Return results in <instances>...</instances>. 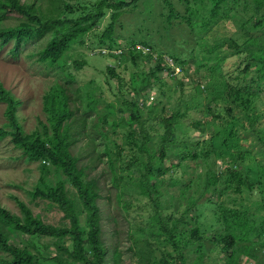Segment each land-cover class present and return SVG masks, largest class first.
Masks as SVG:
<instances>
[{
	"label": "rangeland",
	"instance_id": "374dc122",
	"mask_svg": "<svg viewBox=\"0 0 264 264\" xmlns=\"http://www.w3.org/2000/svg\"><path fill=\"white\" fill-rule=\"evenodd\" d=\"M152 1L154 5L151 14L142 12V0L120 11L113 20V29L108 35L111 11L106 10V14L100 18L96 26L71 41L66 58L60 63L62 68L46 69L37 61L36 55L31 57L24 51L19 58L12 59L7 50L0 49V81L22 101L18 109V118L26 132L39 128L40 122H46L43 98L54 82H60L70 92L71 105L75 112L73 125L85 111L86 99L83 95L86 91L89 90L95 96L97 102L88 110L89 121L86 130L88 136L95 140L88 148L92 160L89 159L87 150L80 149L79 146L85 143L86 136L74 148V153L80 155V164L85 165L87 171L91 176H95L99 183L101 239L108 249L107 264H114L112 260L114 246L121 252L117 264H228L232 247L227 244V238L232 236V232L227 229L228 224L221 215L223 208L246 218L241 229L237 225L232 226L235 235L232 240L233 248L240 250L243 248L249 253L246 255L238 251L241 258L236 257V253L232 257L235 264H264V185L260 183L261 175L251 169L257 164L263 166L264 117L252 127L235 107L232 109V116L229 117L237 118L238 123H226L220 119L223 108L214 102L215 94L195 89V82H200L198 78L200 74L194 73V64L196 60H202L203 51H200V46L204 41L195 35L187 17H182L186 14L184 1L170 0L171 11L164 0ZM192 7L203 14H208L211 4L209 0H192ZM16 17H18L16 13H11L6 23L14 24ZM246 27L251 31L257 30L252 23ZM222 28L227 36L238 43L247 36L245 28L244 33H232L230 24ZM132 39L149 42L159 50L171 49L177 54L182 53L183 59L190 66L189 74L192 79L191 76L187 77V83L183 85L176 83L183 74L171 75L169 71L174 67L164 60H172L175 65L173 58L167 52H154L144 42H136L132 46L142 56L136 59L135 64L129 59H115L114 55L121 49L128 48L127 41ZM38 44L40 43L37 42L35 47L28 49L34 51ZM137 46L150 48L151 51L143 52ZM105 47L115 48L112 50L116 53ZM149 56L151 59L161 60L165 70L157 71V74L151 77L157 92L150 91L149 96L146 95V99H143L144 103L150 101V96L152 98L154 96V100L152 99L149 104H155V99L162 94V103L169 100L167 106H170L171 111L177 110L186 114L181 120L182 132L178 135L179 139L166 144L167 156L164 158V165L169 168V172L164 175V181L157 183L158 192L155 195L160 198L161 208L155 203L154 193L140 192L137 185L131 183L141 175L135 176L133 173L134 177L131 178L129 185L125 177L136 170L137 160L149 161V154H152L159 141V135H154L155 137L147 142L144 151L130 144L128 131H132L136 137L143 131L148 134L154 123L152 117L159 119L161 116L144 118L135 109L133 111L139 120L126 121L125 118L130 117V111L123 104L124 97L132 99L134 88L148 73ZM245 64L246 60L243 57L227 54L219 65V71L223 72L235 87L238 82L244 83L248 80H237L243 75ZM106 66L115 68L118 77H112ZM252 91L258 92V89ZM262 93L264 89L259 95ZM138 98L141 104L143 101L140 96ZM4 109L5 104L0 103V124L6 122ZM110 112L113 114H109ZM255 112L264 115V95L256 103ZM206 113L208 119H205ZM102 114H109L105 115L108 124L103 122L100 124ZM196 121L201 124L198 128H193L192 124ZM215 123L219 130L214 134L207 127ZM100 127L109 138H104ZM174 136L175 134H172L170 139ZM209 140L213 146L208 147L206 141L210 142ZM106 144L112 147L111 154L104 150ZM117 144L120 148L119 153ZM205 147L211 149L207 150ZM194 151L198 156L193 155ZM239 152L247 155L244 161L240 162L233 157ZM109 156L114 163L113 167L110 166ZM129 159L136 161L134 166L128 164ZM83 161H87L88 165ZM229 165L241 170L243 177L248 168L249 181L252 183L250 189L240 186L241 189L238 190L237 184L223 185L218 181L217 176L227 172ZM213 174L214 177H210ZM40 176L41 166L38 161H29L21 154V150L13 146L8 137L0 140L1 204L11 212L20 214L14 199L16 196L27 203L34 213L40 214L45 222L59 224L63 212L40 199L32 200L29 194ZM208 180L210 183L205 186ZM196 227L197 236H191L190 231ZM171 230L173 233L169 232ZM27 239L48 257L55 254L60 257L66 256L47 236H27ZM64 240H60L59 243H63ZM64 244L68 245L69 242ZM45 245L48 246L47 249H44ZM43 263L53 264L50 261Z\"/></svg>",
	"mask_w": 264,
	"mask_h": 264
},
{
	"label": "trees",
	"instance_id": "16d2710c",
	"mask_svg": "<svg viewBox=\"0 0 264 264\" xmlns=\"http://www.w3.org/2000/svg\"><path fill=\"white\" fill-rule=\"evenodd\" d=\"M138 1L0 0V49L7 50L12 59L19 58L21 52L24 51V53L28 52L31 57L36 55L37 61L43 64L46 69L62 68L60 63L65 60L71 41L96 26L100 18L106 14V10L111 11V23L108 24L107 28L108 35L113 29V20L116 19L120 11ZM183 1L186 14L182 17H187L195 35L204 41L202 47L200 46V51H203L202 60H196L194 64V73L200 74L198 77L200 82H195V89L211 91L215 94L214 102L220 104V107L223 108V114L220 116L222 121L226 123L234 122L233 124L238 123L237 118L229 117L232 116V109L236 107L241 111L242 116L249 122L250 126L254 127L262 120L260 118L264 117V115L261 116V114L255 112L256 103L264 95V93L259 95L264 89V0H209L211 8L208 14L195 10L192 7V0ZM164 2L171 11V1L164 0ZM153 5L152 0H142V12L151 14ZM11 13H16L18 17H16L14 24L9 25L6 20L10 18ZM249 23H252V26L257 30H249L246 27ZM228 24L232 26V30L230 29L232 33H244L245 28L246 38L238 43L227 36L222 27ZM37 42L40 44H38L36 50L31 51V49H28L35 47ZM136 42H144L154 52H167L180 67L175 76L183 74L182 78L176 83L180 85L187 83V77L191 76L189 74L190 66L183 59L182 53L177 54L171 49L167 51L159 50L158 47L149 42L132 39L127 41L128 48H118L121 50L114 55V58L116 57L117 60L129 59L135 64L136 59L142 57L132 47ZM227 54H237L246 60L243 75L240 78L238 77L237 80L243 79L244 81V79H248L247 82H238L237 86L233 87L231 80L219 71V65ZM148 61V73L144 75V79L141 80L140 84L134 88L132 99L128 100L125 97L123 99L124 106L130 111V117L125 118V120H139V117L133 111L135 109L144 118L161 116L159 119L152 117L154 123L150 127L151 132H148V134L143 131L136 137L132 131L127 132L130 144L138 147L140 151H144L147 142L152 140L155 137L154 135H159V141L156 144L157 147L155 145L152 154H149V161L138 162L137 160L136 170L125 175V177H127V184L129 185L134 175H141L137 180L132 179L131 183L137 185L140 192H147V194L152 192L155 197L158 192L157 183L164 181V175L169 172V168L164 165V158L167 156L166 144L174 143L179 139L178 135L179 133L181 135L182 132L181 120L186 114L177 110L171 111L170 106H167L169 100L162 103V94H159L158 98L155 99V104H149L152 99L154 100V96L153 98L150 96V101L144 103L143 99H146V95L149 96L150 91L157 92L151 77L157 74V71L165 70V65L161 60L151 59L150 57ZM106 69L112 77H118L115 68L106 66ZM252 86H255L254 89ZM257 89L258 92L252 91ZM83 96L86 99L84 102L85 111L76 119L77 122L73 125L72 119L75 112L71 105L70 92L60 82H54L43 98L46 122H40L39 128L26 132L18 118V109L22 101L9 89L5 88L0 81V103L5 104L4 115L6 118V122L0 124V140L8 137L13 146L21 150L24 157L28 158L29 161L39 162L41 176L29 192L32 200L40 199L63 212L60 223L53 224L45 222L40 214L34 213L27 203L16 196H14V199L20 209V214L11 212L0 202V264H44L43 262L48 261L53 262V264H107L108 249L101 239L102 215L98 203L101 196L99 183L97 178L91 176L87 171L86 166L80 164V155L74 153V148L79 145L85 136L87 137L85 143L79 146L80 149L87 150L86 153H90L88 148L95 141L94 138L88 136L86 130L89 121L88 110L94 107L97 100L89 90ZM139 96L143 101L141 104ZM207 110H209V107ZM118 111L122 112L120 109ZM109 114L100 115V124L101 122L104 124L109 123L106 120ZM205 119H208L207 113ZM113 122L115 123V120ZM200 124L199 121H196L192 126L198 128ZM216 125L217 123L208 126L207 129L215 134L219 130ZM99 130L104 138H109V135L101 127ZM172 134H175V136L170 139ZM113 143L115 142L113 141ZM206 143L208 147L209 145L213 146L211 141H206ZM116 146L117 153H119V145ZM205 148L207 150L211 149ZM104 150L108 154L113 152L109 144H106ZM193 155L198 156L196 151ZM246 156L243 152H239L233 157L241 162L245 160ZM89 159L92 160L91 155ZM108 160H110V156ZM262 161L263 166L257 164L254 168H250L261 175L260 183L264 185V158ZM85 162L87 163V161H83V163ZM134 163H136L134 159H129L128 164L134 166ZM110 166H114L112 160H110ZM234 167L229 165L227 172L217 176L218 181L223 185L237 184L236 188L238 190L241 189L240 186L250 189L252 183L249 181L248 168H246L243 177L242 171L237 168L234 169ZM210 177H214V174ZM171 183H173L172 180ZM209 183L210 180L205 182V186ZM155 198L156 205L161 208L159 205L160 198ZM223 210L221 215L228 224L227 229L232 232V236L230 235L227 238L228 241L226 240L227 244L232 247L228 264H235L232 257L236 253V257H238V251L246 255L249 253L245 252L246 249L243 248L241 250L233 248L232 240H234L235 235L232 226L237 225L241 229L246 222V218L236 212H229L224 208ZM169 219L171 220V217ZM172 230L169 232H172ZM197 230V227L193 231L191 230V236H197ZM27 236H47L51 238L58 249L62 250L66 256L60 257L55 254L48 257L44 255L34 243L27 239ZM174 237L175 235L172 236L173 241ZM62 239H65L63 243H59ZM66 242H69V244L65 245ZM47 248L48 246L45 245L44 249ZM120 255L121 252H119L117 246H114L112 251L114 264H117ZM239 257L241 258V256Z\"/></svg>",
	"mask_w": 264,
	"mask_h": 264
},
{
	"label": "built area",
	"instance_id": "2783aa9c",
	"mask_svg": "<svg viewBox=\"0 0 264 264\" xmlns=\"http://www.w3.org/2000/svg\"><path fill=\"white\" fill-rule=\"evenodd\" d=\"M137 48H138V49H142L143 52H147V51L150 52V51H151L150 48L143 47V46H137ZM154 56L156 57V54H154ZM164 60H165L167 63H169L170 65H173V67H174V69H175V72H176V69H178L177 72H179L180 68H179L178 66L174 65L173 62H172V60H171V61L166 60V59H164Z\"/></svg>",
	"mask_w": 264,
	"mask_h": 264
},
{
	"label": "clouds",
	"instance_id": "9594fccd",
	"mask_svg": "<svg viewBox=\"0 0 264 264\" xmlns=\"http://www.w3.org/2000/svg\"><path fill=\"white\" fill-rule=\"evenodd\" d=\"M112 53H116L115 51L112 50ZM178 66L177 64H175ZM179 67V66H178ZM180 68V67H179ZM171 75L175 76L178 72H175V69L173 68L172 70L169 71Z\"/></svg>",
	"mask_w": 264,
	"mask_h": 264
}]
</instances>
